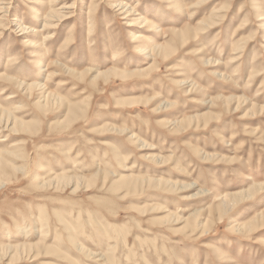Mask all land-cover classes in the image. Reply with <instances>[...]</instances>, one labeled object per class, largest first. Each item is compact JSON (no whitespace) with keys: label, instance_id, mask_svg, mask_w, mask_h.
<instances>
[{"label":"rangeland","instance_id":"374dc122","mask_svg":"<svg viewBox=\"0 0 264 264\" xmlns=\"http://www.w3.org/2000/svg\"><path fill=\"white\" fill-rule=\"evenodd\" d=\"M177 2L2 0L0 106L19 122L0 123V264H264V188L222 204L264 183V0ZM136 33L179 50L94 82L152 63Z\"/></svg>","mask_w":264,"mask_h":264},{"label":"bare ground","instance_id":"6f19581e","mask_svg":"<svg viewBox=\"0 0 264 264\" xmlns=\"http://www.w3.org/2000/svg\"><path fill=\"white\" fill-rule=\"evenodd\" d=\"M162 1H165V2H167V3H171V4H175V1L177 2L178 0H162ZM206 1H208V0H203V3H205ZM1 2H2V0H0V4H1ZM119 3H118V7H120L121 6V8L122 9H126L127 7H128V5H123L122 4V1H118ZM181 2V1H180ZM177 3H179V2H177ZM91 5H90V7H89V10L90 11H88L89 13L87 14V15H89V14H93L96 10H94V8L96 7H94L93 6V1H91V3H90ZM72 5V4H71ZM176 6H177V4H176ZM129 9H128V13H130V15H132V14H134V8L132 7V6H130V7H128ZM66 9H74V7L73 6H69V7H67ZM65 9V10H66ZM118 10H119V8H118ZM221 11H217V13L215 12V14H213L214 16L217 14L218 16L217 17H215V19H214V21H212V22H210V24L208 25V31L210 32V30H212V29H214V28H216V27H218V26H220V23H221V21H223V20H225V16L226 15H224V16H222L221 14H225V12H228L227 11V7H222V9H220ZM0 11H3V12H9V9L8 8H5L4 6L3 7H0ZM131 12H133V13H131ZM51 14V15H50ZM50 14H49V18H48V21L46 22V24L44 25V29H45V31L47 32L48 30H51V29H53V28H55L56 27V25L59 23V22H61L64 18H66L65 17V15L64 14H62V12H60V11H58V10H52V12L50 11ZM129 15V16H130ZM93 16V15H92ZM46 17H48V16H46ZM90 17V16H89ZM46 19V18H45ZM89 19V18H88ZM136 22L138 25H142V28L143 27H145L146 26V24H149V22L147 21V19H145V18H141V17H138V18H136V19H133V21L132 22ZM45 22V21H44ZM88 22H89V20H88ZM91 22V21H90ZM89 24H93V23H89ZM19 28L20 27H22V30H26L25 29V27H23V24L22 23H19ZM131 26L132 25H134V23L132 24H130ZM91 28L90 29H93V27H94V25H92V26H90ZM130 27V26H129ZM153 27V26H152ZM155 29H159L160 30V27H156ZM44 31V30H43ZM44 31V32H45ZM90 31V33H89V35L92 33L91 31L92 30H89ZM207 31V32H208ZM159 32V31H158ZM204 33H206V32H194V34H193V37L191 36H189V35H187V34H181V33H179L177 36L179 37V39L178 40H180L181 39V45L179 46V47H181V48H185L186 46H188V45H190V44H192V43H194V42H199V40H202V38H203V34ZM174 35H175V33H174ZM52 34H46L45 36H44V39H45V43H49V42H51V38H52ZM131 37V36H130ZM132 37H134V43H136V44H140L141 46H140V48H137V49H139L140 50V52L144 55V58L145 59H151L152 60V63L149 65V66H147L146 67V69H139V70H134V71H132V72H130V73H122V72H120V70H118L117 68L116 69H112V70H110V72H106L105 74L104 73H102V72H100L96 77H95V80H94V82H96V81H98V80H100V79H102L103 77H109V75H111V74H116V76H122L124 79L125 78H127L128 76H131L132 77V75H139V76H142V77H144V76H147L148 77V75L149 74H151V73H153V71H157L159 68L157 67V62H158V60L159 59H161V60H164V61H168V60H170V58L172 57V56H175V54L177 53V51L179 50V48H177L176 47V45L175 44H170V46H166V45H159V44H146V43H144V41H142L143 43H141V36L139 35V34H132ZM69 41L72 43L73 42V39H72V36L71 35H69ZM107 42H106V44L105 45H107V43H110V38L109 37H107ZM176 40H177V38H176ZM174 41V40H173ZM177 42V41H176ZM178 44H179V42H178ZM138 50V51H139ZM202 51H203V49L202 50H199L198 52H197V54H200V53H202ZM204 52V51H203ZM238 53L236 54V60H234V62H236L238 59L237 58H240L241 57V54H242V52H243V50H238L237 51ZM11 58V57H10ZM9 58V59H10ZM119 58V52H118V50H116L115 51V55H114V58H113V60L115 61V60H117ZM212 58H211V60L209 59L208 60V66L210 67L211 65H213V66H215V61H212ZM11 62V61H10ZM116 62V61H115ZM114 62V63H115ZM70 70H72V69H70ZM88 70V69H87ZM88 71H91V70H88ZM88 73H90V72H88ZM256 73V71H254L253 70V72H252V75H254ZM3 75V74H2ZM260 75V74H259ZM146 77V78H147ZM0 78H3V79H5V81L7 80V81H13L11 78H9V76H1ZM16 79V78H15ZM16 85H17V88H23L24 90H28V91H30L31 89H32V85H27V84H24L22 81H16ZM193 88H194V86H192ZM192 88V89H193ZM15 97L16 96H14V95H12L11 97H8L7 99L8 100H10V99H15ZM134 103V101L133 102H131L130 104H133ZM135 103H136V101H135ZM239 107H237L236 109H238ZM262 108H264V107H261V109ZM18 109V108H17ZM14 120L13 122H14V124H17V121L18 120H15V119H13V114L10 112V111H8V110H6V109H4V108H2L1 106H0V123L1 124H3L4 126L3 127H5V129L4 130H8L9 129V127H10V124L12 123V120ZM19 122V121H18ZM13 128H15L14 126H13ZM13 128H12V131H13ZM11 130V129H10ZM15 131V130H14ZM3 160H4V153L2 154V153H0V177L1 176H3L4 174H5V169L2 167V165H3ZM6 175H7V173H6ZM5 175V176H6ZM6 179L8 180L9 178H7V176H6ZM6 179H3V178H0V188L2 187V185L4 186V184H3V182L4 183H6L7 182V180ZM65 181L66 182H69V180H67V179H65ZM71 182V181H70ZM254 183H256V182H254ZM80 184V183H79ZM259 188V189H263L264 188V183L263 184H259V185H256V184H253L249 189H247L246 191H239V192H237V193H235V194H232L231 193V195H226L224 198H223V200H222V204H223V206L226 208L227 206H229V204H228V201L229 200H231V199H233L232 201H236V200H242V199H244V198H246L247 196H252L251 194L253 193V190L255 189V188ZM240 190V189H239ZM244 190V189H243ZM261 192V191H260ZM263 193V192H262ZM228 208V207H227ZM229 209V208H228ZM229 211V210H228ZM226 212H227V210H226ZM244 228H246L245 226H240L239 228H238V230H242V229H244ZM31 247V246H30ZM16 247H14V249H15ZM32 248V247H31ZM3 250V249H2ZM11 250H12V248L9 246V247H6V249H5V251L3 250V252H5V254H4V256L5 257H7L10 253H11ZM13 251V250H12ZM14 252V251H13ZM12 255V254H11ZM14 257H16V255L14 256Z\"/></svg>","mask_w":264,"mask_h":264}]
</instances>
